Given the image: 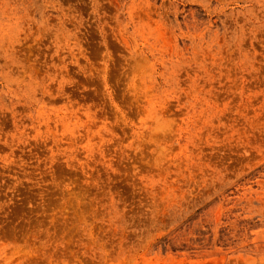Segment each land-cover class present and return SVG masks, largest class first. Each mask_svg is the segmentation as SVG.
<instances>
[{
	"label": "rangeland",
	"instance_id": "obj_1",
	"mask_svg": "<svg viewBox=\"0 0 264 264\" xmlns=\"http://www.w3.org/2000/svg\"><path fill=\"white\" fill-rule=\"evenodd\" d=\"M0 264H264V0H0Z\"/></svg>",
	"mask_w": 264,
	"mask_h": 264
}]
</instances>
